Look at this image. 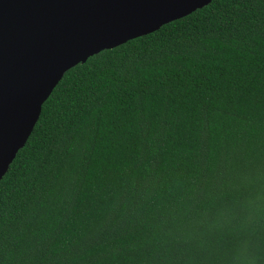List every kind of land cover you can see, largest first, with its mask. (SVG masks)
Instances as JSON below:
<instances>
[{
  "label": "trees",
  "instance_id": "obj_1",
  "mask_svg": "<svg viewBox=\"0 0 264 264\" xmlns=\"http://www.w3.org/2000/svg\"><path fill=\"white\" fill-rule=\"evenodd\" d=\"M0 264H264V0L68 71L0 182Z\"/></svg>",
  "mask_w": 264,
  "mask_h": 264
},
{
  "label": "water",
  "instance_id": "obj_2",
  "mask_svg": "<svg viewBox=\"0 0 264 264\" xmlns=\"http://www.w3.org/2000/svg\"><path fill=\"white\" fill-rule=\"evenodd\" d=\"M214 0H0V182L65 74Z\"/></svg>",
  "mask_w": 264,
  "mask_h": 264
}]
</instances>
